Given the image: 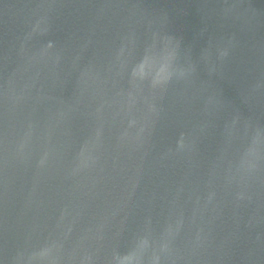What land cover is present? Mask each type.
<instances>
[{
    "label": "water",
    "instance_id": "1",
    "mask_svg": "<svg viewBox=\"0 0 264 264\" xmlns=\"http://www.w3.org/2000/svg\"><path fill=\"white\" fill-rule=\"evenodd\" d=\"M0 264H264V0H0Z\"/></svg>",
    "mask_w": 264,
    "mask_h": 264
}]
</instances>
